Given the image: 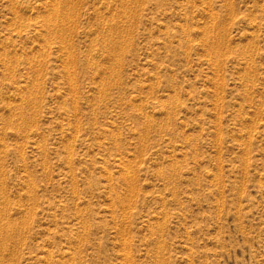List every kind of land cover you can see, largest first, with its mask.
Segmentation results:
<instances>
[{
	"label": "rangeland",
	"instance_id": "374dc122",
	"mask_svg": "<svg viewBox=\"0 0 264 264\" xmlns=\"http://www.w3.org/2000/svg\"><path fill=\"white\" fill-rule=\"evenodd\" d=\"M0 198V264H264V0H0Z\"/></svg>",
	"mask_w": 264,
	"mask_h": 264
},
{
	"label": "bare ground",
	"instance_id": "6f19581e",
	"mask_svg": "<svg viewBox=\"0 0 264 264\" xmlns=\"http://www.w3.org/2000/svg\"><path fill=\"white\" fill-rule=\"evenodd\" d=\"M59 8H61V7H59ZM60 15V14H59ZM58 16V15H57ZM61 16V15H60ZM60 18V17H59ZM61 20V19H60ZM66 20V19H65ZM77 20V19H76ZM75 24V23H74ZM108 41H110V40H108ZM116 43V42H115ZM115 48V47H114ZM129 171V170H128ZM126 172V171H125ZM127 173V172H126ZM126 175V174H125ZM127 183V182H126ZM131 183V182H130ZM131 185V184H130ZM130 185H129V187H130ZM129 189H131V191H132V188L130 187ZM128 189V190H129ZM130 192V191H129ZM133 192V191H132ZM130 197V196H129ZM1 199V198H0ZM3 201V200H2ZM121 203V202H120ZM6 225V224H5ZM5 230V229H4ZM1 240V239H0ZM6 241V240H5ZM2 242V241H1Z\"/></svg>",
	"mask_w": 264,
	"mask_h": 264
}]
</instances>
